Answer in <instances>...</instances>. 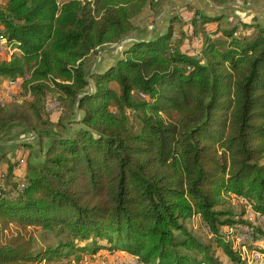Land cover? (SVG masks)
I'll return each mask as SVG.
<instances>
[{
  "label": "trees",
  "instance_id": "obj_1",
  "mask_svg": "<svg viewBox=\"0 0 264 264\" xmlns=\"http://www.w3.org/2000/svg\"><path fill=\"white\" fill-rule=\"evenodd\" d=\"M158 1L0 3V37L19 48L0 60V85L28 77V99L0 106V143L20 125L42 152L19 144L32 150L19 177L22 158L0 150V264H66L100 250L140 264H244L220 231L247 223L245 208L238 203L236 218L218 208L235 195L264 216V21L221 27L225 15L188 5L192 31L176 35L173 14L163 33L128 41L123 56L91 71L103 49L137 35L134 19ZM195 37L199 53L183 47ZM49 96L64 107L54 117ZM194 216L226 259L188 228ZM251 227L248 248L264 256V230Z\"/></svg>",
  "mask_w": 264,
  "mask_h": 264
},
{
  "label": "rangeland",
  "instance_id": "obj_2",
  "mask_svg": "<svg viewBox=\"0 0 264 264\" xmlns=\"http://www.w3.org/2000/svg\"><path fill=\"white\" fill-rule=\"evenodd\" d=\"M242 5H244V4H241L240 2H234V3L229 4L226 7L222 8V10H223V13L227 14L228 16H230L231 13L239 12L238 15L241 16L244 20L249 21V22L255 21V19H258L260 22L264 21V0H254V2H250L247 6H245V5L242 6ZM184 10H185V12L182 11L181 16H183L185 18V15L187 14L188 18L187 19L185 18L187 21L181 19V22L177 23L178 28L180 27L179 28L180 31L181 30H188L190 28L191 29L195 28V25L193 24V19L195 16V10H193V11H187V9H184ZM156 17H157V14L154 12V10L151 9L150 7H147L143 10L141 15H139L138 17H136L134 19V24L136 26H138V28L140 30H142L145 27L144 28V30H145V29H148V27L150 25H154V24H156V22H158L155 19ZM150 20H151V22H150ZM229 20H230L229 18L227 19V17L224 16V18L220 21L219 25L221 27H226V26H233V25L238 24V19H236L234 17L231 18V21H229ZM148 23H149V25H148ZM198 25H199V22H198ZM210 25L211 24H209V26ZM211 26H214L217 29L218 24L214 23ZM160 31L162 32V30H160ZM239 32L249 33V30H247L245 32L243 30V28H240ZM142 33H143V31H142ZM128 41H129V39H125L122 42H120L119 44H116V45H113L109 48L103 49L99 53V55L96 57V59H94L95 61H93L91 63L90 70L92 71L95 68H97V66L100 65V61L104 60L105 56L110 57V58H113L114 56H118L122 52L124 45H126V43H128ZM193 43H194L193 45H188V42H187L184 45V47L191 48V49L193 47H195V52L199 53L200 46H201L200 37H195V40ZM104 61H105L104 64H106L108 62V61L106 62V60H104ZM24 94L25 93H24L23 89L20 90L17 94V97H19L20 100L23 102L28 99L27 96H25ZM56 98H58V97L57 96L56 97L49 96L48 100L46 101V105H47L46 107H48L49 104L56 102L54 100ZM46 112L48 114L53 115V117H54V115H58V113H59L58 110H56V109H51V110L46 109ZM138 127H139V123L137 121V123H135V128L138 129ZM18 134H19V132L17 130H12V132H10L8 134V136L5 135L3 137L2 143H6V142L10 141V137L15 138V140H18L17 139V138H19ZM32 137L35 139L34 136H32ZM28 141L31 142L32 140L31 141L28 140ZM28 141H25V142H28ZM35 143H37V145H39V146H37V148L34 147V149H33L34 153L33 154H34V157H36L38 159L42 156L41 155L42 152L40 149V143L37 139H35ZM28 152H29L28 150L24 151V152L16 151L15 155L13 156V160L17 161L18 159H21V158L24 159ZM22 160L20 161V165L25 164V160L24 161H22ZM4 162H5V160H3V163ZM23 171H24V169H23ZM238 203H239V201H237V196L229 195V196H226V198H224L221 206H219L218 209L233 212L234 215H236L235 218L237 216L241 217L240 213L242 211V208ZM187 226L193 232L194 235H196L197 237L202 239L205 243H208V245L211 244L213 247V252H215L217 256H219L220 258L222 256L224 259H226L225 255H224L225 253L223 252V250L218 248L217 245L215 243H213L214 241L212 242L214 237L212 235H209V233L203 228V225L200 223V219L198 218V216H194L191 220L187 221ZM220 234L223 235L226 240H228V238H227L228 235H227L226 229L222 228L220 231ZM46 239H50V238H46ZM53 240H54V238L52 237L51 241H53ZM42 241L43 240L41 239V237H39V243H38L39 247H40V245H42V243H43ZM134 257L137 258L136 256H134ZM87 263H88V260H86V262L84 261V263H82V264H87ZM66 264H68V263L66 262Z\"/></svg>",
  "mask_w": 264,
  "mask_h": 264
},
{
  "label": "crops",
  "instance_id": "obj_3",
  "mask_svg": "<svg viewBox=\"0 0 264 264\" xmlns=\"http://www.w3.org/2000/svg\"><path fill=\"white\" fill-rule=\"evenodd\" d=\"M188 5L197 7V9H200V11L202 13H204L205 15H208V16L225 15L227 17V19L230 17L229 18L230 20L232 17H234L236 19H239V18L243 19L241 16L238 15L239 12L231 13L230 16H228L227 14L223 13L222 8H224V7H217L208 0H159L153 8L154 12L157 14V17L155 19L158 22H156V24H154V25H150L148 27V29L144 30V28H145L144 27L142 30L137 31V35H133L131 38H129V41H131L132 39H135V38L136 39L137 38H146V37L151 38L152 36L160 35L161 33H163L165 31V29H166L165 27L167 25L168 19L171 18V15H173V14H179L181 19L187 21L186 19L188 18L187 17L188 15L187 14L185 15V18H186L185 19L183 16H181V12L182 11L185 12L184 9H187ZM242 6H244V5H242ZM187 11H188V9H187ZM151 20H150V22H151ZM148 25H149V23H148ZM160 30H162V32ZM190 30L192 31V29H190ZM207 30L211 35V33L214 30H216V27L210 25L207 27ZM142 31H143V33H142ZM176 31H177L176 35H179V28H177ZM217 35H221V34H217ZM185 44H186V42H185ZM123 50H124V48H123ZM123 50H122V52H123ZM122 52L119 55L117 54L118 56H114L113 58L105 56L104 60H106V62L108 61L107 63L112 62V60H114L115 58L123 56ZM1 59L10 60V57H8L7 55H1L0 54V60ZM12 130H17L19 132V134H18L19 138H17L18 140H15V138L10 137V141H8L6 143H0V150L3 149L4 150L3 154H5V155L7 154L8 158L11 159L13 162H16L13 160V156L15 155L16 151H20V152H24L27 150L29 151L26 154V157L24 159L22 158L23 159L22 161L25 160V164L24 165L18 164V167L16 166V169H15V174L19 177H23L26 174L27 162H28L27 160H28L32 150L30 148H25V147L20 148L19 144H21L25 141H28V140H30V141L32 140L33 141L32 145H34V147L37 148V146H39V145H37V143H35L36 138L34 139L32 137V134L29 131H27V129L24 126L16 125V126L10 128V130L7 132L6 135L8 136V134L10 132H12ZM6 168H7V161L5 160L4 163L2 162L0 164V184L3 183V174L5 173ZM23 169H24V171H23ZM86 260H88L87 264H132L135 261L136 262L138 261L137 258H135L132 254H129L127 252L118 251V250H100L96 254L81 255V258H79V259L74 257L70 260V262L68 264H82V263H84V261L86 262Z\"/></svg>",
  "mask_w": 264,
  "mask_h": 264
},
{
  "label": "built area",
  "instance_id": "obj_4",
  "mask_svg": "<svg viewBox=\"0 0 264 264\" xmlns=\"http://www.w3.org/2000/svg\"><path fill=\"white\" fill-rule=\"evenodd\" d=\"M3 0H0L2 3ZM66 0H58L60 6ZM19 51V48L14 42H10L6 37H0V54L7 55L10 59L13 55ZM26 78L8 79L0 85V106H6L11 103L21 104L23 101L17 97L20 90L23 89V83ZM46 107L47 110L56 109L61 113L64 109L62 101L58 98ZM47 106V105H46ZM0 191L5 189L3 184H0ZM23 186V185H22ZM5 196V195H4ZM237 201L245 208L244 220L247 223L240 224L238 226L231 227L227 231L229 232L227 238L233 240L234 249L238 251L241 261L244 264H264V256L257 252L255 249L250 250L248 245L256 244L252 236V226L261 227L264 230V216L255 212L253 205L250 204L245 198L237 197ZM132 264H140L134 262Z\"/></svg>",
  "mask_w": 264,
  "mask_h": 264
}]
</instances>
